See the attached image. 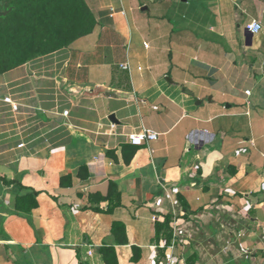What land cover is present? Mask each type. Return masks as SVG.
I'll return each instance as SVG.
<instances>
[{"label": "crops", "instance_id": "1", "mask_svg": "<svg viewBox=\"0 0 264 264\" xmlns=\"http://www.w3.org/2000/svg\"><path fill=\"white\" fill-rule=\"evenodd\" d=\"M86 2L91 34L0 75V264H160L166 217L179 264H264V0Z\"/></svg>", "mask_w": 264, "mask_h": 264}, {"label": "trees", "instance_id": "2", "mask_svg": "<svg viewBox=\"0 0 264 264\" xmlns=\"http://www.w3.org/2000/svg\"><path fill=\"white\" fill-rule=\"evenodd\" d=\"M0 9L9 11L0 17V75L28 64L29 62L68 47L74 41L91 34L96 20L86 0H0ZM133 154V153H132ZM87 174L85 167L79 171ZM70 177L61 178V187L69 188ZM115 191L109 185V194ZM116 194V193H115ZM37 193L34 191L16 200V209L31 212L37 208ZM109 196L107 197V199ZM122 207L121 194H116L108 211ZM156 237L160 234L169 244L171 219L156 224ZM111 235L119 245L127 244L125 224L113 221ZM105 264H117L113 247L98 250Z\"/></svg>", "mask_w": 264, "mask_h": 264}, {"label": "built area", "instance_id": "3", "mask_svg": "<svg viewBox=\"0 0 264 264\" xmlns=\"http://www.w3.org/2000/svg\"><path fill=\"white\" fill-rule=\"evenodd\" d=\"M246 28L252 34H257L260 32L262 27L258 22L252 21L246 26ZM121 68L127 69V65H122ZM245 95H249V91H246ZM5 102L10 103L12 105L13 110L15 111L17 110V105L12 104L9 99H5ZM157 138H158L157 133L152 132L150 130H143L141 133L129 135L127 139L131 145L141 146L149 141L156 140ZM22 146L23 145H20L19 147H22ZM172 228H173V235H172V241L170 245L161 244L157 247L158 249L166 251L165 256L160 261V264H179L177 259L174 258V256L172 255V251L174 249V245L176 241L175 240L176 239V229L174 226Z\"/></svg>", "mask_w": 264, "mask_h": 264}, {"label": "water", "instance_id": "4", "mask_svg": "<svg viewBox=\"0 0 264 264\" xmlns=\"http://www.w3.org/2000/svg\"><path fill=\"white\" fill-rule=\"evenodd\" d=\"M9 11H2L0 9V17L2 16H5ZM247 33V32H246ZM251 38H252V35L249 33V34H246L245 35V40H246V43L249 45L250 42H251ZM111 120H113V117H111Z\"/></svg>", "mask_w": 264, "mask_h": 264}]
</instances>
